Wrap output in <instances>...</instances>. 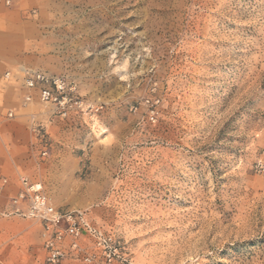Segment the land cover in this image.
<instances>
[{"label":"rangeland","instance_id":"1","mask_svg":"<svg viewBox=\"0 0 264 264\" xmlns=\"http://www.w3.org/2000/svg\"><path fill=\"white\" fill-rule=\"evenodd\" d=\"M24 70L81 99L57 136ZM18 118L0 264H45L40 223L10 211L22 179L110 235L111 264H264V0H0V126ZM94 253L83 238L65 264Z\"/></svg>","mask_w":264,"mask_h":264},{"label":"built area","instance_id":"2","mask_svg":"<svg viewBox=\"0 0 264 264\" xmlns=\"http://www.w3.org/2000/svg\"><path fill=\"white\" fill-rule=\"evenodd\" d=\"M22 73L23 86L31 91L25 96V103L38 100L52 106L54 115L61 118L82 108L81 99L74 95V88L65 77L33 70H24ZM9 76L10 74L6 75ZM157 102L152 103L151 121H155L153 105ZM146 103L149 104L150 101L147 100ZM35 131L36 140L43 144L41 157L45 158L48 155L47 133L42 127H37ZM0 187H6V181ZM40 187L22 179L20 191L11 199L10 211L40 223L46 253L45 264H65L69 256L81 251L83 238H88L97 251V254L86 257L87 262L91 263L96 256L102 255V261H95V264H111L116 251L113 238L104 234L82 213L56 208Z\"/></svg>","mask_w":264,"mask_h":264},{"label":"crops","instance_id":"3","mask_svg":"<svg viewBox=\"0 0 264 264\" xmlns=\"http://www.w3.org/2000/svg\"><path fill=\"white\" fill-rule=\"evenodd\" d=\"M78 113L79 112L76 111V114ZM49 117L52 121L48 120L49 122L45 123L46 124L45 126L47 127V129H49L52 136H57V134L55 133L53 129L50 130V126L54 125L55 120L61 117L54 115V111L51 112ZM34 118L39 119L41 118V116L38 114H35ZM23 135L25 136V132L22 126V122L19 118L12 120L7 125H4L3 127L0 126V140L4 141L5 139L11 146L18 145V144H21V146H25L26 140ZM5 160H6L7 166L10 168V171L8 173V178H7L10 181L9 187H17L16 182H15V175L17 173V166H18L17 161L16 159H14L13 154L8 156L7 159Z\"/></svg>","mask_w":264,"mask_h":264}]
</instances>
